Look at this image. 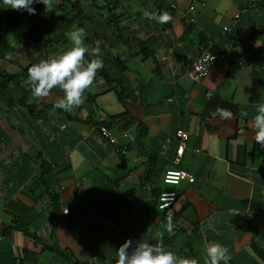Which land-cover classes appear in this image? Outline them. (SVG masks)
<instances>
[{
    "label": "crops",
    "instance_id": "crops-1",
    "mask_svg": "<svg viewBox=\"0 0 264 264\" xmlns=\"http://www.w3.org/2000/svg\"><path fill=\"white\" fill-rule=\"evenodd\" d=\"M74 1V21L43 33L44 5L32 4L22 29L45 42L23 48L22 58L0 17V69L13 76L0 90V231L10 227L0 232V264H114L126 239L155 242L161 233L165 247L200 264L206 241L227 246L229 264H264V145L249 135L254 105L264 102V0ZM53 9L70 15L62 0ZM0 11L22 24L3 0ZM77 27L90 47L101 42L105 69L83 104L65 112L54 106L59 89L35 97L22 70L64 49ZM204 47L215 61L193 83L190 62ZM217 107L233 117L213 118ZM176 129L187 133L178 162ZM167 168L193 181L165 185ZM163 189L176 192L171 207L150 208Z\"/></svg>",
    "mask_w": 264,
    "mask_h": 264
},
{
    "label": "clouds",
    "instance_id": "clouds-1",
    "mask_svg": "<svg viewBox=\"0 0 264 264\" xmlns=\"http://www.w3.org/2000/svg\"><path fill=\"white\" fill-rule=\"evenodd\" d=\"M33 3H42L46 11H52L54 7V0H3V8L26 10L29 14H35ZM159 19L165 22L168 15L161 14ZM86 36L83 27L74 28L68 33V45L64 49L27 67L25 83L35 97L46 99L53 95L54 89H59L63 95L56 98V108L72 112L83 104L87 91L103 66L101 42L96 41L95 47H90L85 43ZM254 109L255 114L250 121L252 132L249 135L264 145V102L256 103ZM210 115L213 118L233 117L230 110L219 107ZM240 115L247 117L249 114L242 111ZM175 227L173 216L169 214L164 229L172 234ZM162 241L163 233L155 242L145 238L136 241L126 239L115 249L114 264H200L196 258L178 255L165 247ZM203 248L204 264H229L231 254L227 246L216 241H206Z\"/></svg>",
    "mask_w": 264,
    "mask_h": 264
},
{
    "label": "built area",
    "instance_id": "built-area-1",
    "mask_svg": "<svg viewBox=\"0 0 264 264\" xmlns=\"http://www.w3.org/2000/svg\"><path fill=\"white\" fill-rule=\"evenodd\" d=\"M223 29L226 28L223 27ZM214 61L215 56L205 47L201 48L190 62L189 73L191 81L193 83H200L206 76ZM167 100H171V98H167ZM90 131L97 132L107 143L111 145L114 152H122V149L118 144L117 137H115L105 126L92 124L90 126ZM174 136L178 141L175 149L174 162H178L181 151L184 149V142L187 139V133L183 129H176ZM182 181L191 183L193 181V177L185 170L179 168H167L163 171L161 176V182L165 185L175 186ZM175 197L176 192L174 189H163L158 191L155 202L156 209L160 211L169 209L173 204ZM66 211V208L62 209L63 213H66Z\"/></svg>",
    "mask_w": 264,
    "mask_h": 264
},
{
    "label": "trees",
    "instance_id": "trees-1",
    "mask_svg": "<svg viewBox=\"0 0 264 264\" xmlns=\"http://www.w3.org/2000/svg\"><path fill=\"white\" fill-rule=\"evenodd\" d=\"M62 2L69 8L68 13H70V15L66 14L65 21H67L68 23H70V22L72 23L74 21L73 17L76 16L77 13L79 14V12H80V10L78 8H76V6H75L76 1H74V0H72V1L62 0ZM72 10H74V14H73ZM22 11L23 10H20L19 12H21V13H18L20 15V18H22L21 19L22 24H21L19 19L18 20L16 19L17 17L15 18V16H13L11 14L3 13V11H0V17L3 16L6 24H8V25L11 24L10 25L11 26L10 33L13 37L14 42L16 44H18L19 46H21L22 48H25L28 50V49H31V47H37L38 45L43 44L45 42V40L43 39V37L40 34H37L38 32L36 31V29H32L30 27V29H25L23 31L22 28L24 27L25 19L30 18V16L26 10L23 11V13L25 15L22 13ZM39 15H40V18H39L38 23L40 24V28H42V30L40 31L41 33H43L45 30L48 31V30L56 27L58 22H59L58 19H60V16H61L60 14H56L54 12V9L52 11H46L45 9L43 10L41 7H40V14ZM70 17H71V19H68ZM110 17H111V19H116L112 12L110 14ZM28 20L29 19H26V21H28ZM188 29H189V25L187 24V25H185V30H188ZM34 41H35L36 45L34 44ZM1 53L2 52L0 51V55H1ZM27 67L28 66L23 68L22 71H26ZM101 69L103 70V69H105V67L103 66ZM11 77L13 78V76L11 74L3 73V72H1V69H0V90L11 79ZM14 77H16V76H14ZM118 97L122 98V90L121 89L118 92ZM148 163H150V161H148ZM149 167H150V164H149V166H147V169L144 173L145 174V180L149 174V170H150ZM157 194H158V192H157ZM157 194L154 196V202L151 204L150 208H155V202H156ZM113 206H116V205H113ZM11 221H12V225L16 227V221L17 220L14 219ZM9 229H10L9 226H7L5 228V230H9ZM5 230H1L0 232L4 233Z\"/></svg>",
    "mask_w": 264,
    "mask_h": 264
},
{
    "label": "rangeland",
    "instance_id": "rangeland-1",
    "mask_svg": "<svg viewBox=\"0 0 264 264\" xmlns=\"http://www.w3.org/2000/svg\"><path fill=\"white\" fill-rule=\"evenodd\" d=\"M61 16H60V19H58L59 20V22H63V21H65V17H66V13L65 12H60L59 13ZM13 51H19V53H17V54H19L21 57H19V58H22L23 56H22V54H21V50H25V49H21L20 48V46H18V45H16V49H12ZM30 55H32V53H30ZM20 62V61H19ZM14 86V85H13Z\"/></svg>",
    "mask_w": 264,
    "mask_h": 264
}]
</instances>
